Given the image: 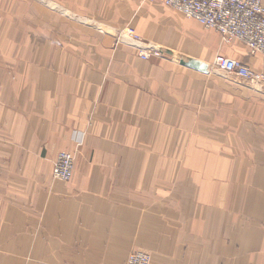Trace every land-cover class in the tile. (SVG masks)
I'll return each instance as SVG.
<instances>
[{
    "label": "crops",
    "instance_id": "0c3cea01",
    "mask_svg": "<svg viewBox=\"0 0 264 264\" xmlns=\"http://www.w3.org/2000/svg\"><path fill=\"white\" fill-rule=\"evenodd\" d=\"M218 55L264 74L162 2L0 0V264H264V83L180 63Z\"/></svg>",
    "mask_w": 264,
    "mask_h": 264
},
{
    "label": "built area",
    "instance_id": "2783aa9c",
    "mask_svg": "<svg viewBox=\"0 0 264 264\" xmlns=\"http://www.w3.org/2000/svg\"><path fill=\"white\" fill-rule=\"evenodd\" d=\"M162 2L187 18L199 21L207 29L220 34L223 41L244 44L250 53L264 57V3L263 0H144ZM117 41L138 49V57L148 60L160 57L163 49L145 41L131 28L117 32ZM210 69L218 73L234 75L251 86H261L264 74L256 72L243 62L218 55ZM75 167V155L61 151L53 162L52 175L55 180L69 181ZM151 255L143 251L131 252L126 264H151Z\"/></svg>",
    "mask_w": 264,
    "mask_h": 264
},
{
    "label": "water",
    "instance_id": "95a60500",
    "mask_svg": "<svg viewBox=\"0 0 264 264\" xmlns=\"http://www.w3.org/2000/svg\"><path fill=\"white\" fill-rule=\"evenodd\" d=\"M180 63L184 66H187L189 68H193V69H196V70H199L202 72H208L209 71V64L204 63V62L199 61V60L181 58Z\"/></svg>",
    "mask_w": 264,
    "mask_h": 264
},
{
    "label": "rangeland",
    "instance_id": "374dc122",
    "mask_svg": "<svg viewBox=\"0 0 264 264\" xmlns=\"http://www.w3.org/2000/svg\"><path fill=\"white\" fill-rule=\"evenodd\" d=\"M177 13H178V12H177ZM179 14H180V13H179ZM181 15H182V14H181ZM182 16L185 17L184 15H182ZM185 18H187V17H185ZM204 27H205V26H204ZM205 28H206V27H205ZM139 36H140V35H139ZM156 44H157V43H156ZM157 46L160 47V48H162L160 44H157ZM213 61H214V60H213ZM213 61H212V63H213ZM212 63H211V65H212ZM134 252H135V251H134Z\"/></svg>",
    "mask_w": 264,
    "mask_h": 264
}]
</instances>
